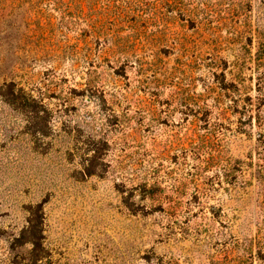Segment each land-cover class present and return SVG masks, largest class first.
I'll list each match as a JSON object with an SVG mask.
<instances>
[{"label": "rangeland", "instance_id": "obj_1", "mask_svg": "<svg viewBox=\"0 0 264 264\" xmlns=\"http://www.w3.org/2000/svg\"><path fill=\"white\" fill-rule=\"evenodd\" d=\"M0 264H264V0H0Z\"/></svg>", "mask_w": 264, "mask_h": 264}]
</instances>
